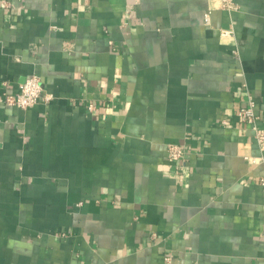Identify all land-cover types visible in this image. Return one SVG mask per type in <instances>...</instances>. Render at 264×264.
Segmentation results:
<instances>
[{
	"label": "crops",
	"instance_id": "1",
	"mask_svg": "<svg viewBox=\"0 0 264 264\" xmlns=\"http://www.w3.org/2000/svg\"><path fill=\"white\" fill-rule=\"evenodd\" d=\"M235 1L0 0V264H264V0ZM33 74L53 98L6 104Z\"/></svg>",
	"mask_w": 264,
	"mask_h": 264
},
{
	"label": "built area",
	"instance_id": "2",
	"mask_svg": "<svg viewBox=\"0 0 264 264\" xmlns=\"http://www.w3.org/2000/svg\"><path fill=\"white\" fill-rule=\"evenodd\" d=\"M221 5L222 8L230 12L238 9V4L235 0H221ZM204 18L205 23L209 24L211 20L210 11L205 13ZM221 34L232 36L235 33L233 29H222ZM52 98V94L45 91L41 78L38 75L33 74L20 85L17 92H6L4 102L8 105L18 106L25 109L35 106L40 100L50 101ZM89 108H94V105L90 104ZM238 117L242 123L248 125L253 131L255 141L261 154L259 156H247L245 158L254 164H260L263 166V175L260 176L259 182L264 187V126L259 122L260 116L256 111V102L252 96L249 95L246 105L239 107ZM223 123L229 124L228 119L223 120ZM167 154L170 162L174 164L184 162L187 159L185 148L178 143H169ZM167 259H169V257Z\"/></svg>",
	"mask_w": 264,
	"mask_h": 264
}]
</instances>
